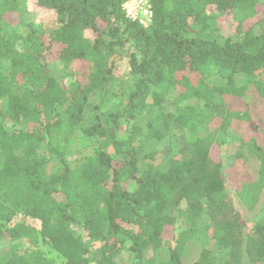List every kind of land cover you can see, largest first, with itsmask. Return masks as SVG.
Here are the masks:
<instances>
[{"label":"trees","instance_id":"obj_1","mask_svg":"<svg viewBox=\"0 0 264 264\" xmlns=\"http://www.w3.org/2000/svg\"><path fill=\"white\" fill-rule=\"evenodd\" d=\"M128 1L0 0V264H264V0Z\"/></svg>","mask_w":264,"mask_h":264},{"label":"rangeland","instance_id":"obj_2","mask_svg":"<svg viewBox=\"0 0 264 264\" xmlns=\"http://www.w3.org/2000/svg\"><path fill=\"white\" fill-rule=\"evenodd\" d=\"M27 9L31 13V15H33L35 21L52 22L55 19V14L50 10L42 9L41 7L37 6L36 0H27ZM130 10H132V8H130ZM234 33H235L234 21L231 20V21L222 22V25L215 32V36L218 39L224 41L228 37L230 38L233 37ZM86 34L90 36L91 33L87 32ZM235 102L239 103L238 99H235L232 104H234ZM232 153L233 151L230 147L226 148L225 150L226 156H229ZM254 167H255L254 163L251 162V164L249 165V170L252 172ZM207 241L208 239L205 236L199 234H197L192 239H190L185 247V251L182 256L183 261L185 263H191L193 260H195L199 252L203 248V246H205L208 243ZM168 246L169 243L166 242L165 245L163 246V251L160 254V258L168 257L169 255ZM124 258H127V254L124 255Z\"/></svg>","mask_w":264,"mask_h":264},{"label":"built area","instance_id":"obj_3","mask_svg":"<svg viewBox=\"0 0 264 264\" xmlns=\"http://www.w3.org/2000/svg\"><path fill=\"white\" fill-rule=\"evenodd\" d=\"M124 8L129 18L134 20L138 19L144 25L149 22L150 11L147 0H130L124 5Z\"/></svg>","mask_w":264,"mask_h":264},{"label":"clouds","instance_id":"obj_4","mask_svg":"<svg viewBox=\"0 0 264 264\" xmlns=\"http://www.w3.org/2000/svg\"><path fill=\"white\" fill-rule=\"evenodd\" d=\"M144 25V24H143ZM147 25V24H146Z\"/></svg>","mask_w":264,"mask_h":264}]
</instances>
